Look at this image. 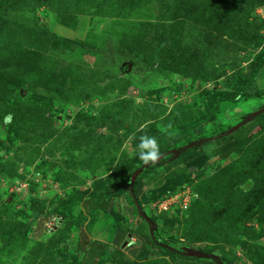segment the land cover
<instances>
[{
  "label": "rangeland",
  "instance_id": "1",
  "mask_svg": "<svg viewBox=\"0 0 264 264\" xmlns=\"http://www.w3.org/2000/svg\"><path fill=\"white\" fill-rule=\"evenodd\" d=\"M263 67L264 0H0V264H264Z\"/></svg>",
  "mask_w": 264,
  "mask_h": 264
},
{
  "label": "trees",
  "instance_id": "2",
  "mask_svg": "<svg viewBox=\"0 0 264 264\" xmlns=\"http://www.w3.org/2000/svg\"><path fill=\"white\" fill-rule=\"evenodd\" d=\"M261 113V112H260ZM264 123V117L263 121ZM257 128V125L250 124L242 130V134L240 137L230 138L223 145L218 146L215 150H213V155L221 161L222 164H227L229 162L234 161L237 158V151L240 150L243 141L249 138L252 132ZM247 137V138H246ZM199 153V147L197 145H190L184 148H180L177 151L176 157L171 160L172 166H177L179 164L187 167L199 166L201 164V158ZM143 178H137L135 181V195H139L141 192ZM110 197L104 199L102 196L92 195L86 200H81L80 204L82 208L85 210L87 214L95 213L97 211H106L109 206ZM121 227V226H120ZM119 230L126 231V228L121 227ZM88 248H92L94 251L98 252L95 254H90L87 250ZM79 249L88 252V255L91 259V263H95L98 258L103 254L104 245L96 243V242H88V240L82 241L79 244ZM164 254L171 259L175 264H211L209 262H200V261H192L186 257L185 254L177 253L173 250H167ZM222 254L228 257V260H231L233 257V251L222 249Z\"/></svg>",
  "mask_w": 264,
  "mask_h": 264
},
{
  "label": "clouds",
  "instance_id": "3",
  "mask_svg": "<svg viewBox=\"0 0 264 264\" xmlns=\"http://www.w3.org/2000/svg\"><path fill=\"white\" fill-rule=\"evenodd\" d=\"M140 159L145 165L155 163L160 159L161 153L159 152V147L156 142L155 137L143 136L140 138Z\"/></svg>",
  "mask_w": 264,
  "mask_h": 264
},
{
  "label": "built area",
  "instance_id": "4",
  "mask_svg": "<svg viewBox=\"0 0 264 264\" xmlns=\"http://www.w3.org/2000/svg\"><path fill=\"white\" fill-rule=\"evenodd\" d=\"M169 202H164L162 205H160V207L158 208V212L162 213L168 210L169 208Z\"/></svg>",
  "mask_w": 264,
  "mask_h": 264
},
{
  "label": "crops",
  "instance_id": "5",
  "mask_svg": "<svg viewBox=\"0 0 264 264\" xmlns=\"http://www.w3.org/2000/svg\"><path fill=\"white\" fill-rule=\"evenodd\" d=\"M262 72H263V74H264V67H263V69L261 70ZM263 78V77H262ZM262 84H264V81L262 82Z\"/></svg>",
  "mask_w": 264,
  "mask_h": 264
}]
</instances>
